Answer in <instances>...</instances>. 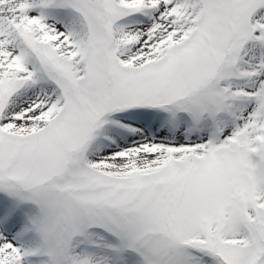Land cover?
Instances as JSON below:
<instances>
[{"label": "snow or ice", "instance_id": "6c2138e0", "mask_svg": "<svg viewBox=\"0 0 264 264\" xmlns=\"http://www.w3.org/2000/svg\"><path fill=\"white\" fill-rule=\"evenodd\" d=\"M0 264H264V0H0Z\"/></svg>", "mask_w": 264, "mask_h": 264}]
</instances>
